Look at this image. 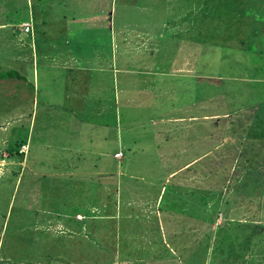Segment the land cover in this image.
<instances>
[{
	"label": "crops",
	"instance_id": "obj_1",
	"mask_svg": "<svg viewBox=\"0 0 264 264\" xmlns=\"http://www.w3.org/2000/svg\"><path fill=\"white\" fill-rule=\"evenodd\" d=\"M183 1L0 0V98L13 97L15 106L20 103L26 109L28 131L33 128L46 131V142L39 143L46 154L42 158L36 156L34 162L43 168L50 165L56 171L66 169L60 176L68 180L97 176L96 181L93 179V187L97 181L99 186L84 192L72 190L70 195L61 189H51L48 199L45 197L46 207L22 206L31 216L34 213L35 220L28 223L31 229L19 232L24 244L20 250L13 249L15 260L3 249L1 235L0 262L85 264L84 258L89 257L91 263L105 264V259L110 257L108 264H148L150 260L156 263L159 253L146 255L144 252L146 248L154 249L152 242L165 243L166 232L176 238V229L166 228L164 221L167 212L171 214L177 208L173 204L180 198V192L193 188H197L196 192L210 190L213 197L219 196L217 200L223 206L230 200L245 203L254 198L255 202L264 192V189L233 188L235 185L248 187L246 159L240 154L243 169L229 164L216 171L213 163L192 171L199 159L210 151L185 159V163L167 174L165 183L177 176L175 174L187 172L176 186L177 198L171 196L165 210L161 208L166 194L164 186L135 189L134 181L133 187H125L127 181H121L125 177L131 183L137 176L118 169L125 157L129 161L135 156L137 162H143L145 170L152 161L182 162L179 155L161 154L159 143L165 145L173 134L175 140L169 144L179 139L182 144L197 128V114H188L187 110L182 111V106L177 108L170 104L173 98H180V102H187L189 98L192 101V90L185 88L182 81L193 83L198 61V3L193 6L190 3L185 11ZM23 24L30 26L29 32L23 31ZM138 104H144L146 112L142 123L146 132L142 133L140 142L131 140L137 127L132 119L120 121L123 106L131 109ZM23 118L20 114L16 119L18 129L23 128L19 122ZM232 122L236 124L234 129L242 128L243 122L227 119V123ZM85 142L89 147H97V150H86L85 156H93L92 160L100 162L99 165L95 162L85 165L87 159L80 158L81 144ZM140 144L144 146L143 154L129 155L132 145ZM175 146L172 149L178 154L186 153ZM146 147L150 156L146 155L149 154ZM68 149H73L76 157L69 158ZM216 151L218 162L237 161L231 158L229 150L227 155ZM19 152L26 154L27 144H22ZM118 153L122 154L119 159L114 157ZM5 157L0 155V160ZM258 170L253 187L257 186V175L261 177ZM218 173L224 179L216 184L224 189L222 195L220 192L214 194L215 190L208 186L198 189L201 181L211 184V174L218 176ZM81 187L82 180L78 188ZM232 207L226 208L228 214ZM152 214L156 219L150 218ZM229 219L234 222L233 218ZM162 223L167 229L164 234ZM238 223L243 225L240 220ZM152 225L157 226L163 238L157 240L149 232ZM136 232H139L138 238H135ZM19 233L15 235L18 237ZM30 241L38 243L28 247ZM164 247L166 249L167 243ZM177 249L184 247L182 244L179 248L170 247L168 256L162 261L176 260L173 253ZM134 251H138L136 255Z\"/></svg>",
	"mask_w": 264,
	"mask_h": 264
},
{
	"label": "rangeland",
	"instance_id": "obj_2",
	"mask_svg": "<svg viewBox=\"0 0 264 264\" xmlns=\"http://www.w3.org/2000/svg\"><path fill=\"white\" fill-rule=\"evenodd\" d=\"M218 1H183L185 11L189 9L190 3L192 6L198 3L197 19L200 22L197 45L198 61L195 66L196 71L193 72V83L182 81L185 88L189 91L192 90V101L189 98L188 103L185 100L180 102V98H173L170 104L177 108L182 106V111L187 110L188 114H197L199 120L197 128L193 129L192 136L189 137L190 134L187 133L189 138L184 139L182 144L180 139L173 142L172 145L169 144L171 140H175V138L172 139L173 134L171 138L167 139L165 145L163 142L159 143L161 154L165 152L172 156L179 155L182 162L152 161L149 165L144 163L145 170L143 162H137L133 156L129 161L125 160L127 158L125 157L118 166L121 171L127 170L143 178L140 179L136 176V179L130 183L128 179L122 177V183L127 181L125 187L132 186L133 181L137 186V188L134 187L135 189H160L161 186H164L166 194L161 204L163 210L166 209L171 196L177 198L176 186L180 178L187 172L175 174L177 176L169 178L170 180L167 179L165 183L163 180L166 179L167 174L176 170L180 163H185L183 162L185 159L208 151L210 154L200 158L192 171H197L206 164L213 165V163L216 164V171L223 170L224 166L229 164H235L243 169V163L239 158L240 154L242 159H246L244 164L248 172L245 180L248 187L235 185L233 188L264 189V121H259L261 114L255 115L257 125L253 124L255 111L263 112L262 116L264 117V0ZM240 1H242V5L239 4ZM200 8L202 10L206 8L204 21L200 20L202 18L200 16H203ZM200 29H204V33H201ZM12 98H0V110H3L4 114L0 113L2 119V121L0 120L2 122L0 123V155H6L5 159L0 160V237L2 235L4 240L3 249L15 260L13 249L15 250L17 247L20 250L22 248L20 246L24 244L19 232L31 229V225L28 223L31 224L32 220H35L34 213L31 216L30 212L22 210V206L39 204L46 207L45 197L48 199L51 189H61L68 192L66 195H70L72 190L84 192L89 189H97L99 186L97 181V185L93 187V179L96 181L97 176L68 180L60 176L66 169L56 171L50 165L43 168L41 165L38 166L40 163L34 162L36 156L42 158L46 154L45 149L39 147L40 142H46V131L36 128L28 131L26 109L20 103L15 106V99ZM144 108V104L134 105L131 109L122 107L120 121H127L130 118L137 125L133 130L131 140L140 142L142 133L146 132V128L142 127V123L146 119ZM40 111L41 108L38 109L39 116H41ZM20 114L24 115L23 120H19L20 125H23L22 129L17 128L18 122H16ZM241 115H245V122L242 121V118L236 119L243 122L240 126L241 129H234L233 126L236 124L233 122L232 124L227 123L228 118ZM162 116L167 118L166 115ZM36 127L39 126L36 124ZM123 130L125 131V129ZM228 130H232L230 134L227 132ZM97 137L95 134L96 141H98ZM22 144H27V153L24 155L19 152ZM173 146L186 153L178 154L175 149H172ZM92 148L97 150L95 146L89 147L87 142L81 144V154L79 155L82 156L80 158L87 159L88 163L85 162V165L92 162H95L96 165L100 164V162L92 160L93 156H85L87 155L86 150L92 151ZM143 149L142 144L132 145V152L129 155L140 156L143 154ZM147 149L146 147V151ZM215 150H222L224 155H227L229 150L231 158H236L238 162L216 161ZM148 151L149 154L146 155L150 156V150L148 149ZM75 153L73 149H68L67 156L69 158L76 157ZM151 165H153L152 170ZM256 170L261 174V177L259 174L257 175V186L253 187L256 182ZM56 172L58 175H54ZM213 175L211 174L209 178L211 184L200 180L201 185L198 189H202L201 186L207 189L208 186V189L215 190L212 191L214 194L220 192L222 195L224 189L221 190L216 184L222 183L224 179L221 174ZM81 180L83 187L78 188ZM74 182L77 184L75 185ZM194 189L197 188L180 192V198H177L173 204L174 208H177L171 214L167 212L165 221L163 218L161 220L167 224L166 228L176 229V238L166 232L167 229L162 223L163 234L166 232V241L163 243L159 239L164 236L159 235L157 226L150 227L149 232L154 234L155 239L159 241L156 244L152 242L151 245L154 246V249L146 248L144 253L148 255L157 252L159 257L156 263H151L150 260L148 264H264V261L260 259L261 252L264 251V192L261 193V196H257L255 202L254 198L245 203L237 202L238 204L230 200L228 205L223 206V203L217 200L219 196L213 197L210 190L196 192ZM217 189L220 190L217 191ZM227 190L225 192H228ZM36 200L37 202H34ZM228 206H233L229 214L226 211ZM234 207H236V211H233ZM161 212L164 211L161 210ZM154 217L155 214L150 216L151 219H156ZM169 217L172 221H169ZM229 218H233L234 222L231 223ZM238 220L242 221L243 225L239 224ZM150 223H152L151 220ZM16 233L20 235L17 237ZM258 233H262V235L258 236ZM136 235L135 238H138L139 232H136ZM246 235H251V240L246 243L249 252L242 251L240 253L238 248L244 245L243 239ZM259 237L260 239H258ZM34 239H38V236L37 238L34 236ZM31 242L27 243L28 247L29 244L35 247L38 243L37 241ZM180 244L184 249L174 251L173 256L176 260L162 261L165 255L168 256L170 247L179 248ZM137 252L134 251L135 255ZM169 257L172 259L170 255ZM109 258L105 259V264L110 263L111 259ZM84 260L85 264H95L91 263L89 257H85ZM0 264H4V261L1 260Z\"/></svg>",
	"mask_w": 264,
	"mask_h": 264
},
{
	"label": "trees",
	"instance_id": "obj_3",
	"mask_svg": "<svg viewBox=\"0 0 264 264\" xmlns=\"http://www.w3.org/2000/svg\"><path fill=\"white\" fill-rule=\"evenodd\" d=\"M218 2H222V0H219ZM242 3V1H240L239 2V4H241ZM208 4V2L206 3V5ZM242 5V4H241ZM209 7V6H208ZM206 9V8H205ZM204 9V10H205ZM204 10H202L201 8H200V11H202V13H203V16H200V17H202L200 20H202V21H204L205 19H206V14H205V11ZM198 21V26H200V22H199V19L197 20ZM206 26H207V24H206ZM209 26V25H208ZM205 27V26H204ZM203 31H205L204 29H200V32L201 33H204ZM205 33H207V32H205ZM251 113V112H250ZM249 113V114H250ZM257 113H259V114H261V117L259 118V121H264L263 119H264V117L262 116V113L263 112H256L255 111V113L253 114V122H254V120L256 121V119H255V115L257 114ZM240 118H242V121L243 122H245V115H241L240 117H235V118H230V121H238V120H236V119H240ZM241 122V121H240ZM252 122V123H253ZM228 132V131H227ZM262 229H263V227H262ZM258 236H261L262 235V233L261 234H257ZM258 239H260V237L258 238ZM249 240H251V235H246V237H245V239H243V244L244 245H242V247H240V248H238L239 249V252L241 253L242 251L243 252H249L248 251V248H247V245L248 244H246L247 243V241H249ZM262 247H263V245H262ZM235 256H237V255H235ZM261 257H260V259H261V261H264V251H262L261 252V255H260Z\"/></svg>",
	"mask_w": 264,
	"mask_h": 264
},
{
	"label": "built area",
	"instance_id": "obj_4",
	"mask_svg": "<svg viewBox=\"0 0 264 264\" xmlns=\"http://www.w3.org/2000/svg\"><path fill=\"white\" fill-rule=\"evenodd\" d=\"M23 31L25 33L29 32L30 31V26L28 24H23ZM115 157L116 158H121V153H118Z\"/></svg>",
	"mask_w": 264,
	"mask_h": 264
},
{
	"label": "bare ground",
	"instance_id": "obj_5",
	"mask_svg": "<svg viewBox=\"0 0 264 264\" xmlns=\"http://www.w3.org/2000/svg\"><path fill=\"white\" fill-rule=\"evenodd\" d=\"M18 35V34H17ZM6 80V79H5ZM51 98V97H50ZM224 117V116H223ZM116 128V127H115ZM102 143V142H101ZM102 150V149H101ZM87 152V151H86ZM15 163V162H14ZM26 168V167H25ZM30 171V170H29ZM13 172V171H12ZM11 177V176H10ZM3 179V178H2ZM57 191V190H56ZM51 192V191H50ZM100 192V191H99ZM68 193V192H67ZM58 201H60L59 199H58ZM59 214V213H58ZM4 241V240H3Z\"/></svg>",
	"mask_w": 264,
	"mask_h": 264
}]
</instances>
